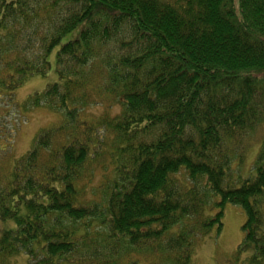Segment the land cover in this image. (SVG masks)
<instances>
[{
  "label": "trees",
  "instance_id": "1",
  "mask_svg": "<svg viewBox=\"0 0 264 264\" xmlns=\"http://www.w3.org/2000/svg\"><path fill=\"white\" fill-rule=\"evenodd\" d=\"M56 48L24 107L57 123L21 156L0 129V264H194L227 203L246 212L234 258L264 264V150L234 170L264 123V0H0V96Z\"/></svg>",
  "mask_w": 264,
  "mask_h": 264
},
{
  "label": "rangeland",
  "instance_id": "2",
  "mask_svg": "<svg viewBox=\"0 0 264 264\" xmlns=\"http://www.w3.org/2000/svg\"><path fill=\"white\" fill-rule=\"evenodd\" d=\"M12 1V0H9ZM239 5V0H235ZM82 27L68 34L62 43L74 39L78 36ZM58 48L54 50L51 56L52 67L48 76L33 75L15 93L9 95L12 101L6 99L4 95L0 96V129H6L9 138H6L10 149L16 156H21L29 151L37 134L44 128L51 127L57 123L59 116L44 106L37 108H25L24 104L31 96L37 92L45 90L47 85L58 81L56 72L55 56ZM120 108L115 106L108 113L114 115ZM95 116L104 114L107 110L103 106H92L90 110ZM6 134V135H7ZM264 123L251 132L242 142V147L246 148V161L244 168L234 166V170L241 168L244 176L255 174L254 163L257 156L264 150ZM109 160V159H108ZM109 162V161H108ZM108 162H106L108 164ZM264 163V161H263ZM106 164V165H107ZM98 167L95 176L92 178L91 185H99L106 177L107 170ZM111 166L108 167V170ZM243 168V169H242ZM92 191H90V194ZM264 203V202H263ZM260 215L263 220L264 229V205L260 207ZM246 221V212L240 205L227 203L224 207L223 229L217 233L216 229L205 236L197 246L194 256V264H243L242 259L237 262L234 258L235 251L243 241V224ZM14 220H2L0 218V234L6 229H15ZM249 255V254H248ZM247 255L243 256V259ZM29 257L24 252L14 256L11 264H28Z\"/></svg>",
  "mask_w": 264,
  "mask_h": 264
}]
</instances>
